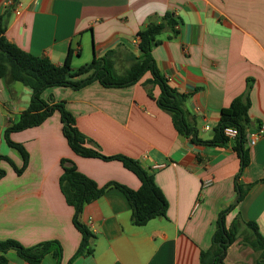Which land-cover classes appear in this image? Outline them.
Instances as JSON below:
<instances>
[{
    "label": "crops",
    "instance_id": "crops-1",
    "mask_svg": "<svg viewBox=\"0 0 264 264\" xmlns=\"http://www.w3.org/2000/svg\"><path fill=\"white\" fill-rule=\"evenodd\" d=\"M168 12L179 21V35L163 34L153 57L169 83L189 95L185 109L195 120L199 139L214 138L222 110L246 91L250 78V118L257 122L252 132L264 128V0H0L11 43L56 65H63L71 51L75 70L112 49L118 51V62L127 61L131 52L140 55L138 32ZM151 77L148 73L139 83L120 89L94 82L78 91L53 87L42 95L46 101L53 97L65 102L80 131L104 155H125L152 171L169 203L167 218L136 227L124 193L108 189L84 208L81 218L95 236V253L74 264H201L221 212L238 197L241 164L235 140L204 146L179 134L170 114L158 105L160 88L149 86L151 98L143 85ZM18 84L0 80V156L20 169L21 156L4 139L6 128L19 121L31 102L32 91ZM11 137L26 148L30 161L21 176L7 161L0 163L6 171L0 180V241L32 247L57 240L64 250L62 264L70 262L82 235L60 189L62 159L72 161L100 187L110 182L133 190L141 187L119 161L76 155L58 112L41 126ZM248 147L251 163L241 178L247 185L264 178V135L255 146L248 141ZM239 214L256 222L264 236V184L255 185L227 216V224ZM241 240L228 249L225 264H254L259 259L260 252ZM7 258L10 264H29L15 251ZM41 264L57 261L48 255Z\"/></svg>",
    "mask_w": 264,
    "mask_h": 264
},
{
    "label": "trees",
    "instance_id": "trees-1",
    "mask_svg": "<svg viewBox=\"0 0 264 264\" xmlns=\"http://www.w3.org/2000/svg\"><path fill=\"white\" fill-rule=\"evenodd\" d=\"M18 1V0H16ZM7 16L0 15V80L8 83H21L32 91V98L28 108L21 114L19 121L10 124L4 132V139L8 146L17 151L23 160V167L18 168L12 160L0 156L1 161H7L21 176L28 168L30 155L26 148L12 140V134L36 128L44 124L56 112L61 116L63 134L71 150L82 158H97L106 162L119 161L132 172L141 182L138 190L116 182H110L100 187L93 179L81 173L76 165L62 159L63 173L60 177V189L67 204L74 209L73 224L82 235L81 245L68 264H74L78 258L92 256L95 253L93 240L95 236L82 222L84 208L99 200L108 189L117 188L124 193L132 207V224L136 227L146 226L150 221L167 218L169 203L163 191L156 183L152 171L143 167L141 162L125 155H104L100 147L77 126L76 118L67 109L65 102H57L53 97L44 100L43 93L53 87L81 90L94 82H99L105 88L120 89L139 83L146 74L151 79L143 85L148 95L154 98L152 88L158 86L161 95L157 99L159 107L170 114L175 129L182 136L189 138L193 144L204 146H224L229 142L224 130L227 127L239 131L235 139L234 151L240 159V172L237 176L236 190L239 204L257 184H264V178L254 184H242L241 178L245 169L251 163V154L248 147V134L252 126L256 125L250 118L252 107V90L254 79L247 82L246 91L232 102L230 107L221 112V119L215 129L214 138L203 141L198 137L195 120L192 121L185 109L189 95L180 93L160 72L153 57V49L161 43L160 37L170 33V38L179 35V21L171 12L159 19H152L145 29L138 32L140 55L127 54L130 66L123 74L118 73V51L109 50L103 57L94 56L93 60L75 70L72 66V52L70 51L63 65L54 64L47 57H39L23 51L6 37ZM261 128V127H260ZM6 176V171L0 166V180ZM230 206L222 211L216 223V230L212 246L208 251L201 253V264H225L228 249L242 239V245L260 252V257L254 264H264V236L254 221H245L237 215L227 224V216L238 206ZM15 251L17 255L29 264H41L48 255H53L57 264H62L63 246L57 240L41 242L32 247H25L16 240L0 241V264H10L7 254Z\"/></svg>",
    "mask_w": 264,
    "mask_h": 264
},
{
    "label": "built area",
    "instance_id": "built-area-1",
    "mask_svg": "<svg viewBox=\"0 0 264 264\" xmlns=\"http://www.w3.org/2000/svg\"><path fill=\"white\" fill-rule=\"evenodd\" d=\"M18 9V4H17V8ZM207 130H209V128H207ZM224 134L226 137H228L230 140H235L238 135H239V131L236 128L233 127H227L224 130ZM264 135V128L261 127L259 128L256 132H252L250 134V139H249V144L251 146H255L256 143L258 142V140ZM164 166H157V168H163Z\"/></svg>",
    "mask_w": 264,
    "mask_h": 264
},
{
    "label": "rangeland",
    "instance_id": "rangeland-1",
    "mask_svg": "<svg viewBox=\"0 0 264 264\" xmlns=\"http://www.w3.org/2000/svg\"><path fill=\"white\" fill-rule=\"evenodd\" d=\"M130 66L128 61H120L117 63V69L119 74H123L124 71ZM82 67V66H79ZM21 88H24L23 85L18 84ZM235 202V201H234Z\"/></svg>",
    "mask_w": 264,
    "mask_h": 264
},
{
    "label": "water",
    "instance_id": "water-1",
    "mask_svg": "<svg viewBox=\"0 0 264 264\" xmlns=\"http://www.w3.org/2000/svg\"><path fill=\"white\" fill-rule=\"evenodd\" d=\"M241 183H244L243 181H241ZM239 204V197L236 198L235 202H234V206L238 205Z\"/></svg>",
    "mask_w": 264,
    "mask_h": 264
}]
</instances>
